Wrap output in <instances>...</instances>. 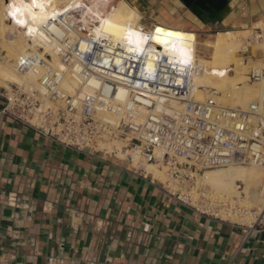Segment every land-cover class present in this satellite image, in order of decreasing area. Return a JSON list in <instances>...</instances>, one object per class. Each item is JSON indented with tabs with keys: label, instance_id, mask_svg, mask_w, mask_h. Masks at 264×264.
I'll list each match as a JSON object with an SVG mask.
<instances>
[{
	"label": "crops",
	"instance_id": "1",
	"mask_svg": "<svg viewBox=\"0 0 264 264\" xmlns=\"http://www.w3.org/2000/svg\"><path fill=\"white\" fill-rule=\"evenodd\" d=\"M124 1L138 10L142 26L177 25L205 42L264 19V0H230L217 23L200 21L179 0ZM5 85L2 264H264V228L245 237L240 221L180 202L144 165L63 146L4 115Z\"/></svg>",
	"mask_w": 264,
	"mask_h": 264
},
{
	"label": "built area",
	"instance_id": "2",
	"mask_svg": "<svg viewBox=\"0 0 264 264\" xmlns=\"http://www.w3.org/2000/svg\"><path fill=\"white\" fill-rule=\"evenodd\" d=\"M145 28L154 31V24ZM262 32L260 26L254 28L251 40L260 41ZM80 43L79 34L63 28L51 47L80 86L90 87V92H66L61 88L64 71L48 67L39 75L37 89L9 83L2 113L69 148L120 153L132 163L135 154L133 164L138 167L144 162L162 163L167 177L161 184L180 202L219 219L239 214L238 206H217L226 201L203 183L201 175L206 168L234 163L264 168L260 104L231 107L211 97L194 99L191 78L198 66L180 68L154 41L135 57L119 42L108 41L105 46L89 42L86 49ZM41 62L40 52L27 51L15 67L23 73ZM150 65L155 69L152 78L147 76ZM263 75L261 67L247 72L253 81ZM92 80L98 84L92 86ZM121 87L127 94L118 99ZM172 99L181 106H172ZM241 223L245 237L264 228V207Z\"/></svg>",
	"mask_w": 264,
	"mask_h": 264
},
{
	"label": "bare ground",
	"instance_id": "3",
	"mask_svg": "<svg viewBox=\"0 0 264 264\" xmlns=\"http://www.w3.org/2000/svg\"><path fill=\"white\" fill-rule=\"evenodd\" d=\"M11 3L22 7L21 0H0V53L4 52L0 54V80L7 81V85L19 83L37 89L39 75L46 68L52 67L64 71L61 88L66 92L70 94L77 91L90 92L91 88L80 86L78 80L70 74L66 65L52 51L51 42L55 36L61 34L63 28L79 34L80 45L85 49L89 42L103 46L108 41L118 42L117 33L122 35L129 26L134 31L142 30L144 34H155V29L161 28L164 30L162 35L165 36L169 32L181 34L178 38L179 45L186 50L189 62L179 63L180 68L198 66L199 70L193 72L191 78L194 99L211 97L218 103L231 107H245L249 103L256 102L260 104L264 115V75L258 85L250 83L247 76L251 66L261 67L264 70V56L245 60L241 55H236L246 36V29L217 34L212 42L201 41L194 31L165 22L155 23L154 31L149 32L139 23L138 10L124 0H47L43 10L33 8L38 17L44 16V22L41 23L39 19L33 21L25 14L20 18L25 20L26 26H21L7 15L11 10L9 8ZM23 3L31 4V0H23ZM109 25L113 27L110 28ZM29 28L33 31L29 32ZM8 33L13 34V39H7ZM257 44L262 43L257 40L252 49ZM198 45L205 50L210 49L209 54L198 55ZM162 50L176 61L183 59L182 56L173 54L170 47L162 46ZM27 51L40 52L43 62L34 69L20 73L15 67L16 60ZM44 53L51 57H45ZM228 68H231V72L227 70ZM90 84L96 86L98 82L92 80ZM126 94L127 90L121 87L118 89L117 98L123 99ZM170 103L176 108L181 106V103L175 99ZM133 155L135 160L137 156ZM143 165L146 172L151 173L154 178L160 181L165 179L166 166L162 163L144 162ZM201 180L218 198L226 201L236 197L245 204L247 210H241V215L251 216L255 212L254 207L259 210L260 206H264V168L262 167L228 164L216 169H205ZM238 182H241L240 186Z\"/></svg>",
	"mask_w": 264,
	"mask_h": 264
},
{
	"label": "snow or ice",
	"instance_id": "4",
	"mask_svg": "<svg viewBox=\"0 0 264 264\" xmlns=\"http://www.w3.org/2000/svg\"><path fill=\"white\" fill-rule=\"evenodd\" d=\"M47 0H31V4L23 3L21 0L22 7H17L15 3L9 4V8L11 9L8 13L10 17L15 19L16 23L20 24L21 26H26V22L24 19L20 18L23 15L27 14L31 17L33 21L40 20L41 23L44 22L45 18L43 15L37 16L33 11V8H40L44 9ZM55 15L53 16V19ZM109 27H113L109 25ZM29 32H32L33 29L29 28ZM99 31V30H98ZM164 32L161 28L155 29V34H144L143 31H134L129 28L123 32L122 35L117 33V39L120 43V47L126 49L130 56L135 57L138 54L145 53V46L149 44V41H155L156 44L162 45L165 47H170L173 54H177L182 56V60H178V63L187 64L189 62L188 54L185 49L181 48L179 45L178 38L181 34L179 33H167L166 36L162 35ZM107 63V61H105ZM117 64H122V61L118 60ZM155 69L150 65L148 68L147 76L149 78L153 77Z\"/></svg>",
	"mask_w": 264,
	"mask_h": 264
},
{
	"label": "rangeland",
	"instance_id": "5",
	"mask_svg": "<svg viewBox=\"0 0 264 264\" xmlns=\"http://www.w3.org/2000/svg\"><path fill=\"white\" fill-rule=\"evenodd\" d=\"M5 14H7V13H5ZM257 22H258L259 25L258 24L256 25V23H255V24H253L250 27H239V28H235V30H227L228 32H218L217 34H220V33H233V32H236L238 30L246 29L247 30L246 31V36L242 40V42L240 44V50L236 53V55L237 56L241 55V57H243L245 60L261 58L262 56H264V19L258 20ZM257 26H260L263 29L262 39L259 41V43H262V44H257V46L254 49H252L253 48V44H255V42H253L251 40V34L254 32V28H256ZM217 34H215V35H217ZM215 35H214V38H215ZM6 37H7V39H13V34L8 33L6 35ZM197 49H198V55H203L204 53H206L208 55L209 52H210V49L205 50L201 45H198ZM252 50H255V52H252ZM0 54L2 55V54H4V52H1ZM251 67H249V69ZM227 70L229 72H231V68H228ZM0 82L2 84H6L7 81L3 82V81L0 80ZM249 82L254 84V85H258L260 83V80H258V81L249 80ZM5 86H7V85H5ZM114 143L118 145V143H116V142H114ZM119 155L123 156L120 153H119ZM133 163L135 164V160L133 161ZM216 168L217 167H211V168H206V169H216ZM204 170H202V171H204ZM166 177H167V174H166V169H165V179H166ZM164 180H161V181H164ZM223 201H224V199H223ZM224 203L226 205L218 204L217 206H238L241 210H245V209L247 210V206L245 204H242L239 200H237L236 197H233V200L226 199V202H224ZM262 207H264V206H260V208H262ZM254 210L257 211L258 208L254 207ZM254 213H253V215L249 216V215H245V214L241 215V212L239 214L236 212L235 215H231L229 218L232 219V220H237V221L242 222L244 220H248L250 218H253Z\"/></svg>",
	"mask_w": 264,
	"mask_h": 264
},
{
	"label": "water",
	"instance_id": "6",
	"mask_svg": "<svg viewBox=\"0 0 264 264\" xmlns=\"http://www.w3.org/2000/svg\"><path fill=\"white\" fill-rule=\"evenodd\" d=\"M200 21L217 23L231 9L230 0H179Z\"/></svg>",
	"mask_w": 264,
	"mask_h": 264
}]
</instances>
